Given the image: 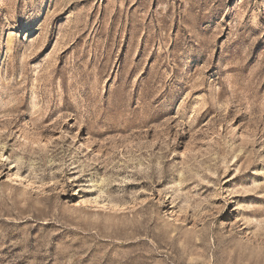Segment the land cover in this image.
Instances as JSON below:
<instances>
[{"label": "rangeland", "instance_id": "rangeland-1", "mask_svg": "<svg viewBox=\"0 0 264 264\" xmlns=\"http://www.w3.org/2000/svg\"><path fill=\"white\" fill-rule=\"evenodd\" d=\"M0 264H264V0H0Z\"/></svg>", "mask_w": 264, "mask_h": 264}, {"label": "bare ground", "instance_id": "bare-ground-1", "mask_svg": "<svg viewBox=\"0 0 264 264\" xmlns=\"http://www.w3.org/2000/svg\"><path fill=\"white\" fill-rule=\"evenodd\" d=\"M8 38V40H7V43H10L11 41H12V37L11 36H8L7 37ZM7 43H6V45H7ZM75 190V189H74ZM75 192V191H74ZM77 194H79V192H77ZM79 200V199H78ZM94 200H96V197H94Z\"/></svg>", "mask_w": 264, "mask_h": 264}]
</instances>
